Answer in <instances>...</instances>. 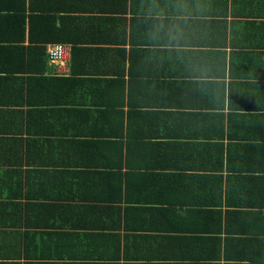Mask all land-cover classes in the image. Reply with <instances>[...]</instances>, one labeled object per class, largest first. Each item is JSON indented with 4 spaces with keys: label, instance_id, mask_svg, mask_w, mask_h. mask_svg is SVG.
Segmentation results:
<instances>
[{
    "label": "crops",
    "instance_id": "0c3cea01",
    "mask_svg": "<svg viewBox=\"0 0 264 264\" xmlns=\"http://www.w3.org/2000/svg\"><path fill=\"white\" fill-rule=\"evenodd\" d=\"M25 1L0 0V264H264V0H37L61 63L7 48Z\"/></svg>",
    "mask_w": 264,
    "mask_h": 264
},
{
    "label": "trees",
    "instance_id": "16d2710c",
    "mask_svg": "<svg viewBox=\"0 0 264 264\" xmlns=\"http://www.w3.org/2000/svg\"><path fill=\"white\" fill-rule=\"evenodd\" d=\"M37 2V0H30L27 7L24 6L22 11L14 15V18H16L18 23L16 28L10 30L7 35L9 38L11 37L10 41L17 45L15 47L10 46L7 48L10 50L22 48L20 45H23L28 38L30 43L42 45V48H39L42 54V59L43 61H48L49 58L45 46L48 44H65L66 41H70V39L67 37L65 38L64 30L58 28L57 22L59 17L52 14L48 8H40L41 5ZM25 3L26 1L24 0V4ZM43 64H45V62H43ZM122 117L124 118L123 114H121V120ZM93 144V148L97 151L98 148L95 145L96 142Z\"/></svg>",
    "mask_w": 264,
    "mask_h": 264
},
{
    "label": "built area",
    "instance_id": "2783aa9c",
    "mask_svg": "<svg viewBox=\"0 0 264 264\" xmlns=\"http://www.w3.org/2000/svg\"><path fill=\"white\" fill-rule=\"evenodd\" d=\"M67 53L68 50L64 44H51L47 47V55L52 63L63 62Z\"/></svg>",
    "mask_w": 264,
    "mask_h": 264
}]
</instances>
